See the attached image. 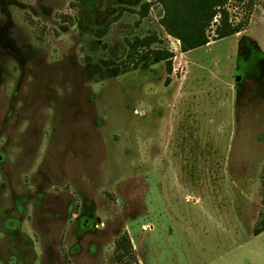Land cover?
I'll return each mask as SVG.
<instances>
[{
	"label": "rangeland",
	"instance_id": "obj_1",
	"mask_svg": "<svg viewBox=\"0 0 264 264\" xmlns=\"http://www.w3.org/2000/svg\"><path fill=\"white\" fill-rule=\"evenodd\" d=\"M227 9L184 53L159 0H0V264H264V0Z\"/></svg>",
	"mask_w": 264,
	"mask_h": 264
},
{
	"label": "trees",
	"instance_id": "obj_2",
	"mask_svg": "<svg viewBox=\"0 0 264 264\" xmlns=\"http://www.w3.org/2000/svg\"><path fill=\"white\" fill-rule=\"evenodd\" d=\"M231 0H159L163 8L161 26L166 33L181 43V50L184 53L208 46L212 38L210 33L212 27L216 26L214 41H219L240 33L243 24H233L227 5ZM240 2L244 0H239ZM150 9V5L147 10ZM217 21V22H215ZM110 23L98 30V36L103 37ZM160 42L157 36L136 38L130 44L131 64L134 69L139 66L151 65L155 62H166L168 72H172V61L174 55L165 49L153 48V45ZM145 51L144 53L141 51ZM143 53V54H142ZM112 65L113 62H104ZM126 65V64H125ZM129 67L123 69L126 71ZM115 75L121 74L122 69ZM264 232V226L256 231V236ZM116 253L118 261L123 262L129 258L126 264H139L132 256L133 246L128 237H122L117 242Z\"/></svg>",
	"mask_w": 264,
	"mask_h": 264
}]
</instances>
